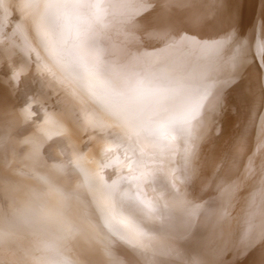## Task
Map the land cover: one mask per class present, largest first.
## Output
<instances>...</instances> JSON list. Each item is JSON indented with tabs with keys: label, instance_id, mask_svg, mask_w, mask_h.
<instances>
[{
	"label": "bare ground",
	"instance_id": "obj_1",
	"mask_svg": "<svg viewBox=\"0 0 264 264\" xmlns=\"http://www.w3.org/2000/svg\"><path fill=\"white\" fill-rule=\"evenodd\" d=\"M34 2L36 7L27 24L32 33L31 39L34 43L40 42L33 32L38 28L40 36L42 31L44 39L51 42L48 45L56 48L54 50L61 59L70 63L76 72L85 74L86 79L88 76L92 84L94 82L95 87L104 93L103 96L112 102L110 105L113 104L110 117L107 113L106 118L103 116L105 119L101 120L112 124L113 128H107L102 122L97 126L94 124L96 118L89 112L77 110L73 106L75 102H70L64 92L55 89V84L49 82L50 69L21 47L23 41L20 43L13 37V29H0V144L5 143L11 159L9 165L0 169V264H63L64 260L71 264H219V252L227 247L233 248L234 261L240 264H264V241L245 247L239 240L249 219L257 227L264 222V208L259 202L264 182H258L264 160L258 159L253 164L252 173L246 171L247 156L250 153L255 157L261 156L258 126L264 117V68L260 62L252 59L241 71L239 85L227 93L228 111L215 122V129L210 135L206 132L204 137L196 139L194 136L193 140L187 142L177 137L154 144L136 136V125L123 119L122 114L145 105L135 104L130 99L131 94L118 95L111 88L113 80L123 84L135 79H162L169 88V105L177 106L190 89L204 87L208 91L219 89L223 93L230 71L221 68L208 49L197 44L165 48L162 53L165 59L161 64V57L153 52L156 44L147 40V33L167 32L205 40L214 37L233 26L234 9L230 8V1L153 0L157 5L155 11L146 15L141 22L145 35L143 39L139 34L130 36L129 29L124 25V16L131 11L125 5L131 0H69L63 4L58 2L60 5L47 6V11L41 6L44 0ZM231 2L233 4L235 1ZM96 4L103 9V16L97 17ZM10 7H13L10 1L0 0V9L7 12V19L15 26ZM241 36L249 41L255 40L256 44L264 42V0H249ZM146 52L148 56H144ZM52 65L60 76L66 75L67 71L55 65V61ZM33 84L41 93L54 99L61 111L73 118L76 125L73 127L79 131H76L77 137L79 134V140H83L80 147L84 163L73 164L67 178L56 177L57 174L55 177L47 175L40 181L30 180L28 191L23 195H27L31 204L33 197L38 198L37 203L33 202V205L38 204L34 213L36 218L32 212L29 219L23 221L22 216L20 220L23 222L14 225L17 216L20 217L19 204L23 203L24 197L19 193L24 188L20 190L22 173L16 161L18 150L12 136L14 128L10 134H6L10 125L3 126V123L9 116L14 117L19 113L15 104L20 102L23 92L37 93ZM87 93H84L86 97ZM84 99L87 101V98ZM157 99L153 97L152 103ZM209 110L211 114L213 105L209 106ZM43 118L40 119L42 122L47 119ZM251 121H255L257 131L250 133L246 150L239 158L233 159L236 139ZM45 128L48 131V127ZM33 135L36 137L35 133ZM162 144L170 151V157L166 160L165 157L157 159V154L156 158L153 156L156 152L153 146ZM162 156L165 155L162 153ZM33 158L36 159L35 153ZM160 168L166 173L169 183L182 192L181 199L168 183L165 185L160 178H154ZM193 169L196 174L191 177ZM149 182L161 190L152 191ZM260 184L263 188H259ZM125 199L130 203L127 206ZM184 199L191 207L184 203L183 208L181 203ZM167 201L175 202L178 222L175 224L173 221L174 228L165 212ZM186 214L191 219L187 225L183 222ZM197 214H202L203 224L195 225L200 221L192 220ZM183 224L186 234L182 229ZM162 232H173L180 236L179 240L173 241V250L164 241L162 243L161 239L165 236ZM241 253L244 254L241 256Z\"/></svg>",
	"mask_w": 264,
	"mask_h": 264
},
{
	"label": "snow or ice",
	"instance_id": "obj_2",
	"mask_svg": "<svg viewBox=\"0 0 264 264\" xmlns=\"http://www.w3.org/2000/svg\"><path fill=\"white\" fill-rule=\"evenodd\" d=\"M15 2L17 9L25 17L26 22L31 15L32 9L36 7L34 0H15ZM95 7L97 9V17L103 16L101 6L96 4ZM125 7L131 9L124 16V25L129 29L128 34L132 37L139 34L142 39L145 38L141 22L146 15L155 11L157 5L153 3V0H131ZM7 17V12L0 9V29H4L8 24L9 20ZM25 22L15 25L13 36L17 33L24 35ZM8 31L12 30L8 29ZM4 35H7V33H4ZM8 38L12 39V37ZM44 38V33L41 31V39ZM147 40L155 42L156 47L153 48V52L161 57L159 62L161 64L165 59L162 55L163 49L197 44L208 49L214 55L221 68H226L230 71V76L225 81L227 88L223 93L219 89L208 91L204 87L190 89L178 106L169 105V88L166 81L162 79H135L126 81L123 84L118 80H113L111 88L116 94H131L130 99L133 103L145 105V107L134 109L129 113H123L122 118L136 125V136L143 137L154 144H159L168 138L181 137L187 142L193 140L194 136L196 139L204 137L206 132L210 135L211 131L215 129V122L218 119H222L228 111L227 93L239 85L241 71L252 59L259 61L261 67L264 68V42L256 44L255 40L249 41L237 31L224 30L221 33H217L214 37L206 38V40L202 37L197 39L188 35L152 32L147 33ZM144 56H148V53H144ZM153 97L158 98L154 104L152 103ZM210 105H213L211 114ZM49 123H54V121L50 120ZM258 129L260 136L258 144L261 156L255 157L251 153L247 156L246 171L248 173H252L253 164L258 159L264 160V117H262V122L259 124ZM256 131L257 125L255 121H251L247 126L243 127L236 139L233 159L239 158L246 150L250 133ZM195 174L196 170L193 169L191 177ZM246 224L247 227L241 231L239 236L241 243L254 245L258 241H264V222H261L259 227H257L252 219H249ZM117 234L119 235V233ZM243 254L241 253V256ZM233 259L234 252L232 247L220 250L219 264H231Z\"/></svg>",
	"mask_w": 264,
	"mask_h": 264
},
{
	"label": "rangeland",
	"instance_id": "obj_3",
	"mask_svg": "<svg viewBox=\"0 0 264 264\" xmlns=\"http://www.w3.org/2000/svg\"><path fill=\"white\" fill-rule=\"evenodd\" d=\"M7 1H10L11 3H12V5H13V7H10L9 8V12H11L13 15H14V21H15V25L17 24V23H21V22H24L25 21V17L23 16V15H21L20 14V12H19V10L17 9V7H16V2H15V0H7ZM35 1V0H34ZM69 0H67V1H65V0H44V2L41 4V6L43 7L42 9L44 10V11H47L48 9L47 8H49V7H51V6H53L54 4L55 5H60V4H63V3H67ZM230 1V3H231V9L233 8L234 9V11H232V10H230V12L232 11V23H231V25H233V26H230L229 27V29L230 30H233V31H237L240 35L242 34V30H243V26H244V18H245V13L247 12V10H248V7H249V0H234L236 3H238V4H235V2H233V4H232V2L231 1H233V0H229ZM240 1V2H239ZM58 2H60V4L58 3ZM36 3V2H35ZM53 4V5H52ZM54 5V6H55ZM40 6V5H39ZM41 6L39 7V8H41ZM47 6H49V7H47ZM237 6V7H236ZM53 8V7H52ZM236 8V9H235ZM238 9V10H237ZM33 10V9H32ZM41 10V9H40ZM237 12V13H236ZM239 12V13H238ZM235 14H237L238 15V17H237V15H235ZM234 15V16H233ZM20 16V17H19ZM236 19H235V18ZM17 18H19V19H17ZM22 18H23V20H22ZM9 20V22H8V24L6 25V27L7 28H9V29H13V32H15V26L12 24V22L10 21V19H8ZM236 20V21H235ZM10 24V25H9ZM28 20L25 22V32H24V35H21V34H19V33H17L15 36H13V37H15L16 39H18L19 41H20V43L22 42V44L21 45H23V46H21V47H23V49H25V50H27L29 53H31L35 58H37V60L40 62V63H42V64H44V66L49 70L50 69V73H48L49 74V78H48V80H49V82L50 83H52L53 85L55 84V86H53L52 84V86L55 88V89H58L59 88V90L60 91H62V92H64V94L68 97V100L71 102V100L73 101L72 103H74L75 102V104H73V106L74 107H76L77 108V110H82V111H84L85 113H88L89 115H91L93 118H96L95 119V121L97 122H94V124L95 125H97L98 126V124L99 123H104L103 121H101V120H104L106 117L105 116H107V113H108V117H110V115H109V113L111 114V112H110V108L111 107H113V104H111L110 105V103H112L110 100H108V99H106L104 96V93L102 92V91H100L99 89H98V87H95L96 85L94 84V82H93V84L91 83V80H90V78H88V76H87V79H86V75L85 74H83V73H81L80 71H77L76 72V70H73L72 68H71V64L70 63H67V62H65L63 59H61L60 57H59V54H58V52L56 51V50H54V48L53 47H51L50 45H48V43H51V42H47L48 40H46V39H40L41 38V36H40V34H39V30H38V28H35L34 29V34H35V36L37 37V39H38V41L40 40V42L39 43H34V40H32L31 38H32V33L29 31V28H28ZM235 25H236V27H235ZM234 28V29H233ZM236 29V30H235ZM28 31V32H27ZM38 31V32H37ZM19 34V35H18ZM12 35H13V33H12ZM21 37V38H20ZM23 37V38H22ZM49 39V38H48ZM32 42H31V41ZM32 43H34V45L35 46H33L32 45ZM29 45V47H28V45ZM45 44V45H44ZM26 45H27V47H26ZM31 45L34 47V49L35 50H33V47H31ZM38 45V46H37ZM48 46V47H47ZM40 47V48H39ZM31 48H32V51L33 52H31ZM52 48V49H51ZM41 49V50H40ZM56 49V48H55ZM34 53V54H33ZM47 56V57H46ZM53 57V58H52ZM57 58V59H56ZM50 59V60H49ZM56 59V60H55ZM47 60H48V62H50V63H48L47 62ZM55 61V65H57V66H59V67H61L62 69H65L67 72H66V75L64 74V75H59L58 73H56V69H55V66L54 65H52L53 64V62ZM58 61H59V63H58ZM61 61H62V63H61ZM58 63V64H57ZM64 64H65V66H64ZM68 65V66H67ZM67 66V67H66ZM49 67V68H48ZM64 67V68H63ZM71 69V70H70ZM53 70V71H52ZM55 71V72H54ZM70 73V74H69ZM71 73H73V74H71ZM76 74V75H75ZM74 75V76H73ZM73 76V77H72ZM71 79H70V78ZM75 77V78H74ZM85 77V78H84ZM57 78V79H56ZM67 78V79H66ZM77 78H79V79H77ZM82 78V79H81ZM62 79V80H61ZM68 79H70V81H68ZM89 79V80H88ZM52 80H54L53 82H52ZM66 80V81H65ZM73 80V81H72ZM83 80H86V82H84L86 85H84V83H83ZM82 81V82H81ZM88 81V82H87ZM62 82V83H61ZM65 82L67 83V84H65ZM71 82H72V84H73V87H72V84H71ZM76 82V83H75ZM83 83V84H82ZM67 85H68V87H67ZM70 85V86H69ZM83 85H84V87L86 88V86H87V88H86V90H83L84 89V87H83ZM93 85V86H92ZM33 86L35 87L34 88V90L35 91H37V93H32V94H29L27 91H25V95L22 93V97H20V99L22 100H20V102H17L16 104H15V108L19 111V113H17L14 117H11V116H9L10 118H8V119H6L5 121H4V123H3V126H4V124H5V126L6 125H10L9 126V128H10V130L9 131H6L5 133L6 134H10V132H12V129H13V133H12V136H13V139L15 140V142H16V146H17V150H18V153H17V157H16V161H17V163H19V165H18V167H19V171H20V173H22L21 174V181H20V190L22 189V188H24L22 191H20V196H22V197H24V192H26V191H28V188H29V185H30V180L31 181H33V180H37V181H40V180H43V179H45V178H47V175L48 176H53V177H55L57 174V176L56 177H63V178H67L68 177V170L70 169V167H72V165L74 164V165H76V164H78V165H83V163H84V161H82L81 160V158H82V151H81V148H82V146L80 147V144L81 145H83L82 143H83V140H81L82 141V143H81V141L79 140V139H81L80 138V135L78 134V137H77V132H79L78 130H77V128H75L76 127V125L74 124V121H73V118L71 119L70 117H69V115L68 114H66L65 112H63V111H61V109H60V107H58V105L56 104V102H55V100L54 99H52L51 97H49L48 95H44L43 93H41L40 92V90H39V88L37 87L36 88V86H35V84H33ZM89 86H91V88H94V90L93 89H91ZM67 87V88H66ZM89 87V88H88ZM73 88V89H72ZM96 88L100 91V93H99V91L98 90H96ZM70 91H69V90ZM89 90V92H91V93H89L88 92V90ZM72 90V91H71ZM92 90V91H91ZM75 91V92H74ZM84 91V92H83ZM95 91V92H94ZM73 92V93H72ZM87 93L86 95H87V97L85 96V94L84 93ZM76 95H75V94ZM81 95H80V94ZM95 93V94H94ZM98 93V94H97ZM97 94V95H96ZM102 94V95H101ZM29 95V96H28ZM104 95V96H103ZM23 96H25L26 97V99H23V98H25V97H23ZM76 96V97H75ZM89 96V97H88ZM97 96V97H96ZM103 96V97H102ZM33 97H34V99H33ZM75 97V98H74ZM93 97H95V99L93 98ZM83 98V99H82ZM84 98H87V101H91V102H87L86 101V99H84ZM96 98H98L100 101H102V98H103V101L100 103V101L98 100V99H96ZM29 99H33L32 101H29ZM26 100H28L27 102H26ZM53 100H54V102H53ZM94 100V101H93ZM99 101V102H98ZM26 102V103H25ZM35 102V103H34ZM76 102H77V104H76ZM92 102H93V104H92ZM95 102V103H94ZM32 103V104H31ZM83 104V105H81V104ZM88 103H89V105H90V107H89V105H88ZM17 104H18V106H17ZM36 104H37V106H36ZM95 104H97V105H95ZM77 105V106H76ZM102 105H103V108H102ZM107 105V106H106ZM36 106V107H35ZM46 108H45V107ZM97 106V107H96ZM107 108H106V107ZM14 107V106H13ZM33 108V109H31V108ZM40 108V110H37V109H39ZM42 107V108H41ZM82 107V108H81ZM87 107H88V111H87ZM14 108V109H15ZM27 108V109H26ZM90 108V109H89ZM93 108V109H92ZM35 109V110H34ZM43 109V110H42ZM47 111H46V110ZM60 109V110H59ZM97 109V110H96ZM106 109V110H105ZM28 110L30 111V110H33V111H30V113L28 112ZM69 110L71 111V108H69ZM87 112H86V111ZM104 110V111H103ZM43 111V112H42ZM107 111V112H106ZM35 112H37V113H35ZM40 112V113H39ZM47 112V113H46ZM53 112V113H52ZM103 112V113H102ZM43 113H44V116H43ZM104 113L106 114V115H104ZM25 114V115H24ZM30 114H31V116H30ZM33 114V115H32ZM22 115H23V117H22ZM36 117H35V116ZM37 115H41V116H39V117H37ZM24 116H25V118H24ZM29 116V117H28ZM35 118H34V117ZM48 116H50V118L48 117ZM105 118H104V117ZM112 116V115H111ZM15 117H16V119H15ZM46 117L47 119H45L44 120V118ZM11 118H13V119H15V120H13V119H11ZM20 118V119H19ZM24 119V120H22V119ZM35 120H34V119ZM41 118H43V122L41 121L42 119ZM104 118V119H103ZM11 119V120H10ZM26 119H27V121H26ZM41 119V120H40ZM60 119V120H59ZM19 120V121H18ZM54 121V123H49L48 121ZM64 120H66V121H64ZM7 121H8V123H7ZM16 121V122H15ZM32 121V122H31ZM42 123H41V122ZM59 121V122H58ZM72 121V122H71ZM24 122V123H23ZM27 122V123H26ZM30 122V123H29ZM38 122V123H37ZM62 122H64V123H62ZM65 122H67V123H65ZM69 122V123H68ZM7 123V124H6ZM32 124V125H31ZM42 124V125H41ZM50 124V125H49ZM71 124H72V126H71ZM14 125V126H13ZM29 125V126H28ZM45 125V126H44ZM66 127H65V126ZM73 125H75V127H73ZM104 125L107 127V128H109V127H112L113 128V125L111 124V125H109V124H106V123H104ZM21 126V127H20ZM27 126V127H26ZM35 128H34V127ZM40 126V127H39ZM54 126V127H53ZM24 127V128H23ZM31 127V128H30ZM45 127H48V131H46L47 130V128H45ZM21 128V129H20ZM23 128V129H22ZM52 128V129H51ZM66 128V129H65ZM68 128V129H67ZM71 128V129H70ZM73 128V129H72ZM32 129V130H31ZM45 129V130H44ZM20 130H22V131H20ZM59 132H58V131ZM65 130H67L66 132H65ZM25 131H27V132H25ZM35 131H38V132H35ZM63 131V132H62ZM69 131V132H68ZM71 131V132H70ZM75 131V132H74ZM77 131V132H76ZM17 132H18V134H17ZM22 132V133H21ZM26 134V133H28V135L26 134H24V133ZM31 132V133H30ZM58 132V133H57ZM36 134V137H35V135H33V134ZM51 133H53V134H51ZM56 135H55V134ZM31 134H32V136H31ZM44 134V135H43ZM49 136H48V135ZM50 134H51V136H50ZM98 134H100V133H98ZM40 135V136H39ZM47 135V136H46ZM66 135V136H65ZM72 135V136H71ZM75 135V136H74ZM38 136V137H37ZM71 136V137H70ZM53 139V140H51V138ZM62 137H63V139H65V140H63L62 139ZM66 137V138H65ZM69 137V138H68ZM74 137H75V139H74ZM78 139H77V138ZM46 138V139H45ZM2 139L3 140H5L4 139V135H2ZM36 139V140H35ZM61 139H62V141H61ZM74 139V140H73ZM77 139V140H76ZM41 140V141H40ZM44 140V141H43ZM66 140H67V142H66ZM71 140V141H70ZM79 140V141H78ZM24 142V144L22 145L21 144V142ZM44 143H43V142ZM70 141V142H69ZM73 141H76V142H74L73 143ZM77 141L79 142V143H77ZM20 142V143H19ZM30 142H31V144H30ZM34 143V144H33ZM70 143V144H69ZM78 145H77V144ZM26 144V145H25ZM33 144V145H32ZM44 144V145H43ZM67 145V146H66ZM40 146H43V148L42 147H40ZM49 146V147H48ZM73 146V147H72ZM72 149H71V148ZM80 147V148H79ZM6 148V146H5V143H3L2 144V142H1V144H0V164L2 165H0L1 167H0V169H4V167H6L7 165H9L10 164V162H11V159L8 157L9 156V153L7 152V150L5 149ZM33 148V149H32ZM42 148V149H41ZM164 148H166L165 150H163ZM31 149V150H30ZM77 149H79L80 151L78 152L77 151ZM153 149H156L155 151L156 152H154L153 153V156H155L156 154L158 155H156L158 158L157 159H159V158H164L165 157V160L166 159H168L169 157H170V151H169V148L168 147H166V145L164 146V144H162L161 146H153ZM43 150V151H42ZM163 150V151H162ZM31 151H32V153H31ZM35 151V152H34ZM37 151V152H36ZM40 151H42V153L40 152ZM52 152V155L50 154L51 152ZM70 151H72V152H70ZM162 151V152H161ZM24 152V153H23ZM35 153V157H36V159L35 158H33L34 157V153ZM78 152V153H77ZM167 152V153H166ZM159 153V154H158ZM162 153L165 155V156H162ZM138 154H139V152H138ZM40 155H42V156H40ZM160 155V156H159ZM169 155V156H168ZM38 156V157H37ZM72 156V157H71ZM156 156H155V158H156ZM41 157V158H40ZM27 158H28V160H27ZM24 159H26V160H24ZM31 159V160H30ZM9 160H10V162H9ZM20 160V161H19ZM30 160V161H29ZM35 160H36V162H35ZM82 161V163H81V161ZM160 160V159H159ZM22 161V163H20ZM24 161H25V163H24ZM35 162V163H34ZM54 162V163H53ZM33 165H32V164ZM41 163V164H40ZM30 164H31V166H30ZM34 164H35V166H34ZM58 164H60V165H58ZM29 166L28 168H27V166ZM159 165V164H158ZM4 166V167H3ZM25 166V167H24ZM34 168H33V167ZM55 166V167H54ZM31 167V168H30ZM160 167L162 168V166H161V164H160ZM29 169L28 171H27V169ZM58 170H57V169ZM160 168V171L159 172H157V174L156 175H154L153 177L154 178H156V177H158V178H160L161 180H163V182H164V184L166 185V183H168L170 186H171V188H172V191L174 190V194L177 196V197H181V195H182V192L181 191H177V189L172 185V184H170L169 183V181L167 180L168 179V177H167V175H166V173H164V171L162 172V169ZM21 169H22V171H21ZM25 169V170H24ZM33 169V170H32ZM38 169V170H37ZM58 171H56V170ZM53 170H55V171H53ZM61 170V171H60ZM63 170V171H62ZM27 171V172H26ZM50 171V172H49ZM26 173V174H25ZM30 173H32L31 174V176H30ZM160 173V174H159ZM160 175V176H159ZM165 175V176H164ZM30 177H32V178H30ZM162 177V178H161ZM154 178H152V179H154ZM165 178V179H164ZM27 179H28V181H27ZM39 179V180H38ZM264 182V165H263V167H262V169H261V172H260V176H259V179H258V182L260 183V182ZM73 182V181H72ZM25 183V184H24ZM258 183V184H259ZM29 184V185H28ZM22 185H27V187L25 188V186H22ZM149 186H150V188L152 187V191H158V189L159 188H157V186H154L153 184H152V182H151V184H150V182H149V184H148ZM152 185V186H151ZM174 188H173V187ZM155 187V188H154ZM263 188V185H261L260 184V186H259V188ZM25 190V191H24ZM161 189H159V191H160ZM180 192H181V194H180ZM263 193H264V191H262L261 190V193H260V199L261 200H259V202H260V204L263 206L262 208H264V195H263ZM179 194V195H178ZM27 195H25V197H24V201H23V203L22 202H20V204H19V213H20V217H18L17 216V218H18V220L17 221H15L14 223V225H17L18 224V222H23L24 221V219L25 220H27V219H29L30 217H31V214H32V212H33V216H34V219L36 218V216H35V214L34 213H36V210H37V206H38V204H34L33 205V202L34 203H37L38 202V198L35 200L34 199V197H33V200H32V198L30 199V200H32V204H31V201H29V199L26 197ZM261 197H263V198H261ZM26 199V200H25ZM181 199V198H180ZM28 200V201H27ZM128 200V199H127ZM126 199L124 200V203H126L125 205L127 206V204L129 205L130 203L127 201ZM26 201H27V203H26ZM181 201V200H180ZM174 201H167V202H165V206H166V208H165V212H166V215L167 216H169V217H167V216H165V218L167 217V219H171L170 220V222H172V227L174 228V225L176 224V222H178L177 221V217H178V215L175 213V202L173 203ZM25 203V204H24ZM185 203V199H184V202H182L181 204L183 205ZM27 204V205H26ZM26 205V206H25ZM30 205V206H29ZM185 206H189V207H191L190 206V204H188L187 202L184 204ZM183 205V208L185 207ZM29 206V207H28ZM24 207V208H23ZM28 207V208H27ZM21 208V209H20ZM27 208V209H26ZM172 208V209H171ZM24 209H26V210H24ZM171 209V210H170ZM28 210V211H27ZM173 210V211H172ZM24 212V213H23ZM171 212V213H170ZM186 212V211H185ZM19 213L17 214V215H19ZM170 213V214H169ZM22 214V215H21ZM24 214V215H23ZM173 214V215H172ZM199 215V216H198ZM22 216H24V217H22ZM173 216H175V217H173ZM177 216V217H176ZM202 216V214L200 215V214H197L194 218H192V220H194V222H196V221H198V220H200L199 222H201V223H199V222H197V223H195V225L196 224H203V222H204V220L202 219L203 217H201ZM21 217H22V220H20L21 219ZM201 217V218H200ZM176 218V219H175ZM196 219V220H195ZM201 219H202V221H201ZM173 221H175V224L173 223ZM187 221H188V223H190L191 222V219H190V216L188 215V214H186V215H184V217H183V222L187 225ZM20 222V223H21ZM19 223V224H20ZM11 224H13V223H11ZM182 226H184V224L182 225ZM184 228V234H186V229H185V226L184 227H182V229ZM12 233V231L11 230H9V233ZM168 233V232H167ZM163 233L162 232V234L163 235H165V236H163V239H161L162 240V243H163V241H164V243H166L165 245L167 246V247H169L170 248V250H173V248L171 247V245H173L174 243H173V241H175V240H179V238H180V236L179 235H176L175 233L173 234V232H171V234L170 233ZM162 234H161V236H162ZM167 234V235H166ZM169 235V236H168ZM177 236V237H176ZM162 238V237H161ZM168 240H167V239ZM169 241V242H168ZM168 243V244H167ZM256 244V243H255ZM254 244V245H255ZM248 245V246H247ZM251 244H245V247H249ZM239 262L237 261V260H235L234 261V259L232 260V262H231V264H238ZM240 264V263H239Z\"/></svg>",
	"mask_w": 264,
	"mask_h": 264
},
{
	"label": "clouds",
	"instance_id": "obj_4",
	"mask_svg": "<svg viewBox=\"0 0 264 264\" xmlns=\"http://www.w3.org/2000/svg\"><path fill=\"white\" fill-rule=\"evenodd\" d=\"M63 264H71V262L68 261V260H64V261H63Z\"/></svg>",
	"mask_w": 264,
	"mask_h": 264
}]
</instances>
